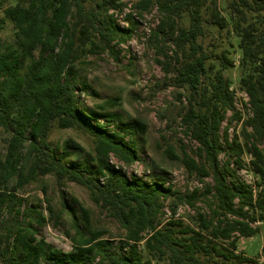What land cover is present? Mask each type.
Wrapping results in <instances>:
<instances>
[{
    "label": "trees",
    "instance_id": "trees-1",
    "mask_svg": "<svg viewBox=\"0 0 264 264\" xmlns=\"http://www.w3.org/2000/svg\"><path fill=\"white\" fill-rule=\"evenodd\" d=\"M154 4L162 19L149 43L158 47L160 54L162 47H172L176 67L170 85L183 91L179 98H184L186 106L181 125L197 144L196 159L186 153L179 158L167 152L180 160L188 173L212 181L205 190L215 202L210 217L198 215L196 227L172 220L160 227L163 202L176 198L193 206L198 190L180 196L163 183L127 178L109 163L111 155L125 165L138 160L125 136L114 137L105 125L92 123L77 106L75 63L92 49L108 47L117 37L119 31L112 18L105 22L103 15L119 6L112 0H19L3 9L0 2L4 13L0 32L6 19L10 20L18 42L15 48L0 41V129L9 135L6 153L0 159V261L40 264L43 259L46 264H84L82 255L95 252L99 254L96 264H150L152 260L166 264H254L237 253V241L252 238L257 228L251 225L264 222V0H230L229 4L236 16L233 28L240 50V87L251 110L246 122L251 141L245 152L251 158L252 173L263 184L256 195L250 185L232 180L235 170L231 165L242 168V146L229 140L227 130L220 136L227 113L236 121L241 120V114L223 77L224 70L234 67L227 57L232 44L212 57L202 40L209 26L217 31L226 28L216 0H139L135 8L143 11ZM94 38L97 43L92 42ZM87 44L91 45L89 50ZM157 63L166 75L170 73L169 61ZM53 123L62 130H78L94 141L92 171L77 170L55 157L48 142ZM221 140L227 150L223 164L219 160ZM66 146L81 149L72 141ZM25 160L28 168L23 172ZM48 175L57 182L84 188L92 202L117 222L124 235L115 248L112 241L101 239L100 232L86 237L76 228L71 241L78 254H63L44 241L35 242L29 221L33 210L24 211L20 221L13 220L18 198L11 192L12 181L17 178V184L25 185ZM82 214L87 221V212ZM141 245L145 261L140 257Z\"/></svg>",
    "mask_w": 264,
    "mask_h": 264
},
{
    "label": "rangeland",
    "instance_id": "rangeland-1",
    "mask_svg": "<svg viewBox=\"0 0 264 264\" xmlns=\"http://www.w3.org/2000/svg\"><path fill=\"white\" fill-rule=\"evenodd\" d=\"M18 1L0 0L3 9L15 5ZM112 1L119 8H110L103 15V19L109 22L112 18V25L117 27L119 32L108 47L92 49L75 63L74 71L78 83L77 106L92 123L105 125L114 137L125 136L126 143L136 153L138 160L125 165L111 155L109 163L121 170L127 178H141L148 184L163 183L180 196L198 190V197L193 206H188L176 198L163 202L159 220L160 227L169 220L196 227L195 218L198 215L210 217L215 204L211 195L205 191L212 185V181L201 179L195 173H188L180 160L173 159L167 152L170 150L179 158L183 153L195 158L197 144L181 125V114L186 106L184 98H179L183 91L170 85L176 67V62L172 59V47H162L163 53L160 54L159 48L149 43L162 15L155 4L140 11L135 8L139 0ZM229 4L230 0H216L217 9L226 22V28L217 31L209 26L202 40L204 49L212 57L219 54L228 44L233 46L232 53L227 54V57L234 67L224 70L223 77L233 92L241 120L236 121L227 113L220 136L227 130L229 140L242 146V168L236 169L235 165H231L235 170L232 180L250 185L256 195L263 184L252 173L249 164L251 158L245 152V146L251 141L248 137L251 129L246 125L251 118V110L248 98L240 87V50L237 48L238 39L233 28L236 16ZM90 5L96 8L94 2ZM0 18H4L3 10H0ZM0 41L17 48L18 42L10 20L6 19L0 32ZM92 42L97 43L98 40L94 38ZM86 47L89 50L91 45L87 44ZM34 55L37 56V52H34ZM157 61H169L170 73L166 75ZM8 140L9 135L0 129V159H3L6 153ZM67 141H72L81 149L67 147ZM48 142L55 157L63 164L81 171H92L95 168L94 141L82 132L75 129L62 130L53 123ZM221 144L223 152L219 160L223 164L227 159V150L223 140ZM261 148H264V145H261ZM22 166L21 170L25 172L28 161H23ZM10 188L18 198V213L13 216L15 222L22 219L24 211H34L29 221L35 231L32 237L36 243L44 241L46 246L60 250L63 254H78L71 241L76 237V228L86 237L91 232H100L101 239L112 241V249L116 247L118 238L124 235L117 222L92 202L84 188L74 183L57 182L53 176L48 175L25 185L17 184L15 178ZM83 210L87 212V221L83 217ZM251 226L257 228V233L252 238H240L237 241V253L254 260V264H264V222ZM140 249V257L145 261L147 257L142 245ZM81 259L84 264H96L99 254L86 253ZM0 264L7 263L2 260ZM40 264L46 263L42 259ZM150 264L166 263L152 260Z\"/></svg>",
    "mask_w": 264,
    "mask_h": 264
}]
</instances>
